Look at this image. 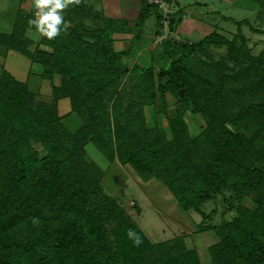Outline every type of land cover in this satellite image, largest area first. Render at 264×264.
I'll list each match as a JSON object with an SVG mask.
<instances>
[{
  "label": "trees",
  "instance_id": "16d2710c",
  "mask_svg": "<svg viewBox=\"0 0 264 264\" xmlns=\"http://www.w3.org/2000/svg\"><path fill=\"white\" fill-rule=\"evenodd\" d=\"M246 1L264 10V0ZM34 13L32 1L0 33V56L13 51L40 65L51 89L48 102L36 99L0 65V264H201L183 237L150 243L104 194L103 172L86 158L88 143L141 181L160 182L182 211L200 216L197 231L213 229L217 238L206 248L209 264H264V58L250 54L240 26L264 29L240 20L230 39L217 32L196 43L165 36L145 64L128 66L124 58L142 46L148 18L152 36L161 35L157 5L140 0L130 30L127 20L80 0L63 12L68 26L60 35L36 43L26 36ZM180 21V13L168 14V32ZM116 34H130L125 47L115 48ZM213 51H222L219 60ZM167 96L177 103L171 114ZM61 99L80 121L73 132L57 114ZM147 107L163 116L168 134L156 118L149 125ZM185 114L200 118L197 133H189ZM224 194L234 215L211 227L214 212L202 206ZM246 196L249 209L240 203Z\"/></svg>",
  "mask_w": 264,
  "mask_h": 264
},
{
  "label": "rangeland",
  "instance_id": "374dc122",
  "mask_svg": "<svg viewBox=\"0 0 264 264\" xmlns=\"http://www.w3.org/2000/svg\"><path fill=\"white\" fill-rule=\"evenodd\" d=\"M32 1L34 5V0ZM85 1L92 5L94 9H98L97 0ZM156 1L158 2V10L163 21L161 24V35L157 37L152 36L155 26L154 20L152 17L148 18L141 29L139 39L137 34L134 36V38L138 39L137 45H146V48L148 46V49H146L148 53L143 48H140V54L136 53L135 55L134 52L130 58H124V62L128 66L136 61L139 62L137 64L140 66L145 64L146 59L152 54H150L151 50H158L160 47L158 43L165 36L173 37L182 43H196L209 33L217 32L225 38L230 39L231 35L235 33V22L240 20H246L252 28L264 29V10L246 0ZM25 2L26 0H0V33L8 34L15 20L28 12L31 2ZM174 12L180 13L181 21L176 26L175 32L169 33L167 29V15ZM181 14L184 16L183 18ZM124 15L123 20L132 17L131 14L127 16L124 13ZM136 18H132L131 21L128 20L127 26H129V23H134ZM176 18L177 15H175L174 19ZM131 28H133L132 25ZM240 33L244 38L246 46L249 48L250 54L257 55L261 53L264 58V35L251 32L245 24L240 26ZM26 36L35 43L41 37L34 26L32 29L26 30ZM122 45L125 47L123 43ZM114 46L115 48L118 47L116 41L114 42ZM221 52L213 51L211 55L212 59L219 60V53ZM5 56V59L0 58V62H2L0 65H2L3 69L20 82L24 75L27 74L28 81H25V83L28 91L36 95V99L48 102L51 93L50 82L41 79L40 75L38 76L40 80L35 82L37 76L34 74L37 71H35L36 69L31 62L25 57L13 51H9ZM165 62L166 59H164V62L158 64V66L164 67ZM228 65L231 69H235V66L231 63ZM16 69L17 73H14ZM33 75L35 79H33ZM30 80H32L31 83ZM53 83H57V81H53ZM166 100L168 103L167 113L171 114L177 107V103L174 102L172 96H167ZM69 111L67 100H62L58 103V116L63 117ZM145 115L149 125H152V120L156 118L154 123L159 127H163L165 133L168 134L163 116L158 115L157 117H153L150 107L145 108ZM183 119L191 135L199 131L201 124L200 118H192L188 114H185ZM61 123L67 131L72 132L75 130V125L79 124V119L75 114L71 113L65 120H61ZM84 150L86 158L97 165L104 173L101 179L104 194L109 195L119 203L126 212V215L150 243L162 242L174 237H183L184 243L186 242L188 247H191L190 245L197 247L200 263L209 264L205 247L212 244L216 236L213 229H208L207 231L209 232L206 234L202 233L197 239L196 235L200 232L197 231L196 226L201 222L200 216L191 210L186 212L182 211L169 191L155 179L151 178L147 181H141L131 169L132 172L128 169L129 167H122L115 161H113L115 165L117 164L119 166H117L118 168L115 167L116 170L114 169V172H112V165H109V162L91 143H88ZM224 196L225 194L211 196L209 201L202 206V211L205 213L214 212L208 222V225L211 227L217 226L221 221L229 220L234 215L233 211L227 209L229 202L224 201ZM240 203L245 208L249 209L252 207V200L248 196L242 198ZM135 207L139 209L138 213L134 211ZM204 224H207V222ZM202 235L203 238L201 240ZM197 241H199L198 244ZM199 248L200 250H198Z\"/></svg>",
  "mask_w": 264,
  "mask_h": 264
},
{
  "label": "crops",
  "instance_id": "0c3cea01",
  "mask_svg": "<svg viewBox=\"0 0 264 264\" xmlns=\"http://www.w3.org/2000/svg\"><path fill=\"white\" fill-rule=\"evenodd\" d=\"M26 2H28V3H32V0H26ZM25 2V3H26ZM24 3V4H25ZM97 3H98V6L101 8V10L103 11V14L106 16V17H109V18H113V19H122L123 18V16H125L124 15V13L127 15V16H129V14H131V18L130 19H127V21L129 20V21H131L132 20V18H136V16H137V13H138V11H139V4H140V0H97ZM23 4V5H24ZM22 5V6H23ZM97 6V7H98ZM124 12V13H123ZM182 15V14H181ZM184 16L182 15V18H183ZM131 25L133 26V23L132 24H130L129 23V29L130 30H133V28H131ZM130 38V34H128V35H125V34H116V35H114V39H115V41L117 42V45H118V47H117V49H121V48H123V45H122V43L125 45L126 43H127V41H128V39ZM140 48H143V50H145L146 51V49H148V46H147V48H146V45H143L142 47L140 46L136 51H135V55H136V53L138 54H140V52H139V49ZM147 52V51H146ZM9 53V52H8ZM7 53V54H8ZM148 53V52H147ZM6 54V55H7ZM134 55V56H135ZM0 58L1 59H5L6 58V56L3 58V57H1L0 56ZM147 60V59H146ZM138 61H136V63H137ZM2 62H0V64H1ZM131 63V62H130ZM133 63V62H132ZM139 63V62H138ZM32 65H33V67L36 69L35 71H37L34 75L35 76H37L36 78H37V80L34 78V75L32 76L33 77V79H35V82H38L40 79H39V75L41 74V67L38 65V64H34V63H31ZM38 65V66H37ZM130 66V65H129ZM34 68H32V69H34ZM17 73V69L16 70H14V73ZM20 73V72H19ZM22 74V73H21ZM25 81H28V75L27 74H25L24 75V77H23V79L21 80V82H25ZM31 81L32 80H30V83H31ZM34 81V80H33ZM53 81H57V78L55 77L54 79H53ZM54 84H57V83H54ZM29 88V87H28ZM62 100H66V99H61V100H59L58 102H57V111H58V103L60 102V101H62ZM71 113H69V112H67L65 115H64V118L62 119V120H65L69 115H70ZM77 117V116H76ZM79 125H80V121H79V124H76L75 126V130L79 127ZM74 130V131H75ZM73 132V131H72ZM87 145V144H86ZM85 145V146H86ZM85 148V147H84ZM109 165H112V167H111V169H113V171L112 172H114V169L116 170V168H118L117 166H119V165H115V163L114 162H109ZM116 167V168H115ZM122 167H125V168H128V166L127 165H124V166H122ZM110 169V170H111ZM129 170H130V168H128ZM131 171V170H130ZM111 172V173H112ZM132 172V171H131ZM103 176H104V173H103ZM207 232H209V231H203V232H200V233H198V235H196L197 236V239L200 237V235L202 234V233H207ZM202 238H203V235L201 236V240H202ZM202 242V241H201ZM217 242V238L215 239V241L212 243V244H214V243H216ZM199 243V241H197V244ZM197 244H196V246H197ZM212 244H210V245H212ZM185 245H186V247L187 248H192V249H194L195 251H197V247H195L194 245H190L191 247H188L187 246V244H186V242H185ZM210 245H208V246H210ZM208 246H206L205 248H207ZM198 250H200V248L198 249ZM198 252V251H197Z\"/></svg>",
  "mask_w": 264,
  "mask_h": 264
},
{
  "label": "clouds",
  "instance_id": "9594fccd",
  "mask_svg": "<svg viewBox=\"0 0 264 264\" xmlns=\"http://www.w3.org/2000/svg\"><path fill=\"white\" fill-rule=\"evenodd\" d=\"M79 4L80 0H34L35 18L29 20V24L34 26L40 35L52 40L68 26L63 12L69 5ZM129 236H132L131 232ZM134 243L139 244V239L137 238Z\"/></svg>",
  "mask_w": 264,
  "mask_h": 264
},
{
  "label": "water",
  "instance_id": "95a60500",
  "mask_svg": "<svg viewBox=\"0 0 264 264\" xmlns=\"http://www.w3.org/2000/svg\"><path fill=\"white\" fill-rule=\"evenodd\" d=\"M177 94H178V96H179L180 98H182V97H183V90H182V89H179V90L177 91Z\"/></svg>",
  "mask_w": 264,
  "mask_h": 264
},
{
  "label": "built area",
  "instance_id": "2783aa9c",
  "mask_svg": "<svg viewBox=\"0 0 264 264\" xmlns=\"http://www.w3.org/2000/svg\"><path fill=\"white\" fill-rule=\"evenodd\" d=\"M148 3L155 4V5H157V6L159 7V5H158V2H157L156 0H151V1H148ZM162 22H163V21H162Z\"/></svg>",
  "mask_w": 264,
  "mask_h": 264
}]
</instances>
